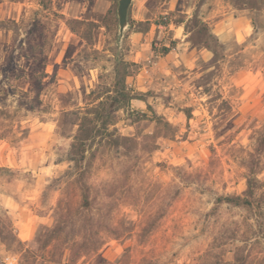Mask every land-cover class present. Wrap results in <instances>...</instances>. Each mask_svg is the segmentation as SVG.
<instances>
[{"label": "rangeland", "instance_id": "rangeland-1", "mask_svg": "<svg viewBox=\"0 0 264 264\" xmlns=\"http://www.w3.org/2000/svg\"><path fill=\"white\" fill-rule=\"evenodd\" d=\"M117 1L0 0V264H264V11L152 66Z\"/></svg>", "mask_w": 264, "mask_h": 264}, {"label": "crops", "instance_id": "crops-1", "mask_svg": "<svg viewBox=\"0 0 264 264\" xmlns=\"http://www.w3.org/2000/svg\"><path fill=\"white\" fill-rule=\"evenodd\" d=\"M263 11L264 7L259 12ZM254 14L250 6L241 5L237 0H133L129 11L130 27L121 45L126 44V59L132 63L150 60L152 66L169 65L172 61H185L191 53L192 35L196 31L193 23H206L211 34L219 40L235 32V38L242 42L253 32ZM178 15L182 18L176 19ZM163 18H167L166 24L160 21ZM156 37L165 40L164 45H170L168 39L174 45L152 60L156 53L152 41ZM5 147L0 143V167L7 165ZM1 198L3 202L8 201L6 194ZM7 263L13 264L14 258L9 257Z\"/></svg>", "mask_w": 264, "mask_h": 264}, {"label": "trees", "instance_id": "trees-1", "mask_svg": "<svg viewBox=\"0 0 264 264\" xmlns=\"http://www.w3.org/2000/svg\"><path fill=\"white\" fill-rule=\"evenodd\" d=\"M263 4H264V0ZM245 4L249 5V3L245 2ZM261 1L259 2V4H251L249 5L255 12V14H260L261 12H259L263 7L260 6ZM257 11V12H256ZM253 16V25L256 27V20H255V15ZM262 14V13H261ZM201 29L198 30V32H200ZM256 184H257V180L256 178L253 176L251 178L248 179V189L246 191L245 196H240V195H236V196H227L224 198V200H219L220 202H227L229 204L235 205V206H244V207H258V208H262L263 207V202L262 201H258L255 202L254 196H255V189H256Z\"/></svg>", "mask_w": 264, "mask_h": 264}, {"label": "water", "instance_id": "water-1", "mask_svg": "<svg viewBox=\"0 0 264 264\" xmlns=\"http://www.w3.org/2000/svg\"><path fill=\"white\" fill-rule=\"evenodd\" d=\"M133 0H118L116 14L118 18L117 44L121 43L126 31L130 27L129 11Z\"/></svg>", "mask_w": 264, "mask_h": 264}, {"label": "built area", "instance_id": "built-area-1", "mask_svg": "<svg viewBox=\"0 0 264 264\" xmlns=\"http://www.w3.org/2000/svg\"><path fill=\"white\" fill-rule=\"evenodd\" d=\"M161 45H164V44H161V43H156V46H161ZM166 47H167V46H166ZM169 47H170V46H169ZM171 47H172V46H171ZM160 54H162V53H161V52H159V51H158V52H156V56H157V55H160Z\"/></svg>", "mask_w": 264, "mask_h": 264}]
</instances>
